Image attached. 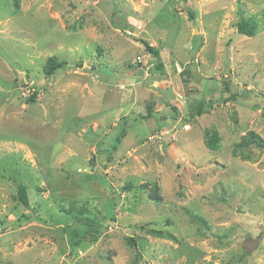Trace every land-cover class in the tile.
<instances>
[{
    "label": "rangeland",
    "instance_id": "374dc122",
    "mask_svg": "<svg viewBox=\"0 0 264 264\" xmlns=\"http://www.w3.org/2000/svg\"><path fill=\"white\" fill-rule=\"evenodd\" d=\"M0 264H264V0H0Z\"/></svg>",
    "mask_w": 264,
    "mask_h": 264
},
{
    "label": "trees",
    "instance_id": "16d2710c",
    "mask_svg": "<svg viewBox=\"0 0 264 264\" xmlns=\"http://www.w3.org/2000/svg\"><path fill=\"white\" fill-rule=\"evenodd\" d=\"M191 13L189 14V17L191 18ZM256 26L255 23L251 20H240L237 23V30L239 33L245 34V35H252L255 32ZM145 46L149 48L153 53L157 54V51L154 50L151 46L148 44ZM68 65L67 61L64 60H58L54 56H50L45 64V73L48 78V80H51L57 70L63 69L64 66ZM80 65V64H78ZM35 97V93L32 95L31 99L33 100ZM211 106L210 104L208 105ZM206 111L204 104L199 103L194 109L193 112L197 115H200ZM121 136H117V140H115L114 143H112L111 147L115 149V144L119 142ZM260 146H263V143H261V140L258 141ZM216 146V141L214 143ZM209 146V145H208ZM216 148V147H214ZM17 197L20 203L26 208H30V203L27 195V191L23 185H20L18 187L17 191ZM67 213L73 217L79 218L82 220L83 225L85 228L81 229L78 234V240L77 241H88L92 242L95 241L100 233L98 222L96 221L95 217H92L88 214V211L84 209L83 207H75L71 206L67 209ZM26 219H29L30 216L24 215ZM161 233V232H159ZM129 242L135 244L134 240L132 238H129ZM78 243V242H77ZM76 243V244H77Z\"/></svg>",
    "mask_w": 264,
    "mask_h": 264
},
{
    "label": "water",
    "instance_id": "95a60500",
    "mask_svg": "<svg viewBox=\"0 0 264 264\" xmlns=\"http://www.w3.org/2000/svg\"><path fill=\"white\" fill-rule=\"evenodd\" d=\"M195 30H197V28L195 27Z\"/></svg>",
    "mask_w": 264,
    "mask_h": 264
}]
</instances>
